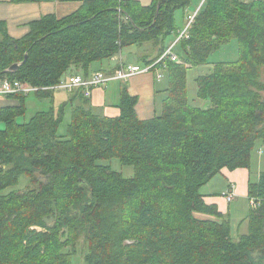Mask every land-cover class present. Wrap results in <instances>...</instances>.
Here are the masks:
<instances>
[{"label": "trees", "instance_id": "1", "mask_svg": "<svg viewBox=\"0 0 264 264\" xmlns=\"http://www.w3.org/2000/svg\"><path fill=\"white\" fill-rule=\"evenodd\" d=\"M191 2L83 0L70 15L47 14L31 22L19 39L0 21V79L48 88L34 95L54 101L50 88L72 68L86 77L93 63L111 60L125 48L152 44L155 57L140 59L152 65L169 47L168 38L177 39L175 14ZM234 38L239 60L216 64L196 80L198 97L210 106L190 105L188 70L206 64ZM175 53L179 62L166 61L163 112L148 120L138 117V97L126 86L115 118L93 113L81 92L71 94L66 136L58 135L62 114L53 107L21 125L17 118L31 95L5 98L0 264H73L81 243L87 264H264V171L257 183L249 182L248 198L257 199L258 207L251 208L248 232L238 240L232 238L229 218L224 220L200 193L224 169H249L256 142H264V0H204L189 38ZM14 64L18 68L10 70ZM113 158L135 167V176L124 178L102 163ZM21 176L28 178L27 186L11 191ZM62 201L75 203L62 207ZM110 205L133 206L132 227L144 237L126 244L117 224L99 218ZM204 212L222 221L197 216ZM54 215L57 221L49 227L46 220ZM94 216L103 222L95 223ZM91 233L94 246L87 242Z\"/></svg>", "mask_w": 264, "mask_h": 264}, {"label": "rangeland", "instance_id": "2", "mask_svg": "<svg viewBox=\"0 0 264 264\" xmlns=\"http://www.w3.org/2000/svg\"><path fill=\"white\" fill-rule=\"evenodd\" d=\"M4 0H0V2H3ZM140 2L143 5H149L151 4L152 0H140ZM202 2V3H201ZM203 5L202 0H192L189 7L186 9L178 10L175 14L176 19V26L179 30L184 29L187 24V18L189 15H193L196 11H198L201 6ZM9 18H13L11 15L8 16ZM13 20V19H12ZM176 39V36H170L167 40V44H171ZM142 46H132L131 48H125L124 53L127 57L132 56L135 60L138 58V56L135 55V53H138L141 51ZM132 53V54H130ZM155 57V55H151ZM150 56V57H151ZM239 60V42L236 38L231 39L228 43L222 45L218 50H215L212 52L207 60L206 64L194 66L190 68L187 72V88H188V100L189 104L194 107H200L203 109L208 108L209 101L201 100L198 95V85H197V78L201 75H207L210 74L213 71V68L216 64L219 63H234ZM96 63H94L95 65ZM141 66H144V63L140 62L138 63ZM97 66L100 67V64H97ZM75 68H72L71 71H74ZM159 73H162L161 70H158ZM156 71L153 72L157 76ZM144 74H152V72L144 73ZM143 75V74H141ZM260 81L264 83V70L261 73ZM122 84H126L123 83ZM168 86V78H165L164 81L161 83L160 88H162V85ZM55 93V101L51 98H39L36 95H31L26 100V111L25 114L17 118V122L19 124H24L26 122H29L31 118L40 111H47L50 108H54L56 114H62L61 121L59 123L58 127V135L59 136H66L68 134V129L71 124V114L73 111V105L71 102V94H68L65 91L59 90ZM262 97L264 98V93H262ZM140 98L145 99L149 101L150 95L146 93L145 95H141ZM120 113V112H119ZM5 128V123H0V130ZM103 164H108L112 167V169L115 172L121 173L124 178H133L136 174V168L133 166H124L119 158H113L109 161H103ZM260 168V169H259ZM260 170H264V142L258 141L255 144L254 150L252 152V160H251V168H250V180L252 182H257L259 180V173ZM220 179H223L221 176H217V178L209 184L208 187H203L202 190L204 192H207V194L213 193L214 190V184ZM216 181V182H215ZM29 180L26 176H21L18 182V186L15 188H12V190H22L24 189ZM207 186V185H206ZM241 187L238 183L237 187ZM243 188V187H241ZM8 193V192H7ZM242 198V197H240ZM250 200V199H249ZM75 202L71 201H62L59 203L62 207H65L67 205H73ZM208 206H214L215 204L207 203ZM216 206V205H215ZM218 208V207H217ZM62 209V208H61ZM135 208L133 206H127L124 207H116L114 205L106 206L103 211L100 214V217L103 221L108 219L110 223L117 224L116 226V232L119 235V237L126 241L125 243H137L140 238H143V234L139 229H135L132 226V212ZM253 209V208H252ZM251 210L250 202L245 199H240L234 202L231 205V235L234 240H238L241 234L247 233L244 232V227L247 225V219L249 217ZM220 212V210L218 209ZM223 216V219H228V214H225L223 212H220ZM197 216L201 219L211 220V221H219L222 220L218 219L216 216L209 214V213H201L197 214ZM95 223L103 222L101 219H98V217L94 216ZM47 224L49 227H52L54 223L57 221V217L54 215L51 218H48ZM245 221V223L241 226L242 222ZM105 222V221H104ZM99 224V223H98ZM241 226V227H240ZM40 229V228H36ZM116 236V235H115ZM88 244L94 246L96 245V240L93 237L92 233L90 234V240L87 241ZM71 247H66L64 251L70 250ZM85 246L83 243H81L77 247V254L73 257L72 263L73 264H87L83 259L85 258Z\"/></svg>", "mask_w": 264, "mask_h": 264}, {"label": "crops", "instance_id": "3", "mask_svg": "<svg viewBox=\"0 0 264 264\" xmlns=\"http://www.w3.org/2000/svg\"><path fill=\"white\" fill-rule=\"evenodd\" d=\"M82 1L83 0H4L3 2H0V21L6 22L8 33L12 38L19 39L28 34V32L30 31L31 22L39 20L47 14H55L58 17L70 15L80 8ZM202 1L204 2V0ZM243 1L249 2L252 0ZM9 15H11L13 18H9ZM123 51L124 49L121 51L120 54L114 56L111 60L95 62V65L93 63L90 67V73L99 70L109 71L116 67L120 60L127 64H138L141 62V57H148L153 54L155 55L156 53L152 44H144L141 47V51L135 53V55L138 56L136 60L132 56L127 57ZM97 64H100V67L97 66ZM159 70H161L162 72L161 78H158V74L157 76L153 74V72L155 71L159 73L158 69H156L152 72V74H143L135 76L130 81L125 82L126 84H122V82L119 81H113L107 84L105 87L95 89L92 92V96L88 99V108H90L93 113L101 117L115 118L120 116L121 112L119 109V103L121 98V91L122 87L126 86L131 95L138 97L136 112L140 119L148 120L154 118L155 116L161 115L163 112V101L168 96L169 86V84L168 86L164 84L162 85L163 87L160 88V85L164 81V79L168 78L166 63ZM71 74L82 75V73H80L76 69L74 71L69 72L66 76ZM146 93L150 95L149 101L140 98L141 95H145ZM5 104V99H0V107L4 106ZM9 104L13 105L15 103L9 102L8 105ZM77 104H79L78 100H76L74 105ZM250 168L238 169L235 171H229L227 169H224L220 174L216 175L207 184V186H205L208 187L209 184L217 178V176H221L223 179H220L217 182L215 181L216 183H213V193L207 194V192H204V190H200V193L205 198V201L210 204H215L220 210V212L228 214L229 220L232 214L231 205L234 202L240 199H245L249 201V182L254 183L250 180ZM260 171L261 172L259 173V177L264 170ZM238 183L243 188H239V186L237 187ZM232 186H236L237 198L233 202L228 203L225 195L230 191ZM246 222L247 225L243 228L244 232L246 231V228L248 229V220ZM244 223L245 221L242 222L241 226Z\"/></svg>", "mask_w": 264, "mask_h": 264}, {"label": "built area", "instance_id": "4", "mask_svg": "<svg viewBox=\"0 0 264 264\" xmlns=\"http://www.w3.org/2000/svg\"><path fill=\"white\" fill-rule=\"evenodd\" d=\"M198 11L193 15H189L187 18V24L184 29H181L177 39L172 42L166 49L163 55H161L158 60L152 65L141 66L139 64H127L122 60L118 63L116 67L109 71L99 70L90 73L88 76L83 75H72L63 78L60 83L50 89L53 91H65L68 94H75L76 92H81L86 99L92 96V92L95 89L105 87L107 84L113 81L128 82L135 76L153 72L156 69L162 68L166 61L179 62L180 58L175 53L176 46L183 39L189 38V31L191 25L195 20V16ZM156 66L158 68H156ZM158 78H161V73L158 74ZM48 88H38L34 87L26 82H20L18 80L9 81L8 79H0V99H5L9 95L14 94H24L26 96L33 95L40 90H46ZM228 203L233 202L237 198L236 186H232L230 191L225 195ZM251 208L258 207L257 199L249 200Z\"/></svg>", "mask_w": 264, "mask_h": 264}, {"label": "water", "instance_id": "5", "mask_svg": "<svg viewBox=\"0 0 264 264\" xmlns=\"http://www.w3.org/2000/svg\"><path fill=\"white\" fill-rule=\"evenodd\" d=\"M18 64H14L12 67H11V69L10 70H16L17 68H18Z\"/></svg>", "mask_w": 264, "mask_h": 264}, {"label": "bare ground", "instance_id": "6", "mask_svg": "<svg viewBox=\"0 0 264 264\" xmlns=\"http://www.w3.org/2000/svg\"><path fill=\"white\" fill-rule=\"evenodd\" d=\"M55 92V91H54Z\"/></svg>", "mask_w": 264, "mask_h": 264}]
</instances>
